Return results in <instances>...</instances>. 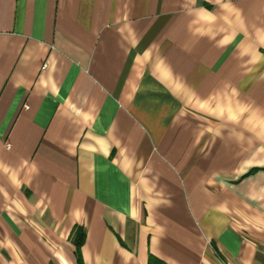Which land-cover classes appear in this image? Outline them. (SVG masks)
Listing matches in <instances>:
<instances>
[{
  "label": "crops",
  "instance_id": "obj_1",
  "mask_svg": "<svg viewBox=\"0 0 264 264\" xmlns=\"http://www.w3.org/2000/svg\"><path fill=\"white\" fill-rule=\"evenodd\" d=\"M77 225L84 264H264V0H0V264Z\"/></svg>",
  "mask_w": 264,
  "mask_h": 264
},
{
  "label": "trees",
  "instance_id": "obj_2",
  "mask_svg": "<svg viewBox=\"0 0 264 264\" xmlns=\"http://www.w3.org/2000/svg\"><path fill=\"white\" fill-rule=\"evenodd\" d=\"M85 237H86L85 230L83 229V227L77 225L74 228V231L72 234V242L74 243V245L76 247L75 253H76L78 264H84L83 258H82V253H81V247L85 241Z\"/></svg>",
  "mask_w": 264,
  "mask_h": 264
}]
</instances>
